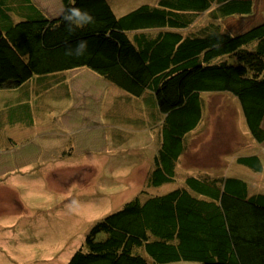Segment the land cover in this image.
Masks as SVG:
<instances>
[{
    "label": "trees",
    "instance_id": "16d2710c",
    "mask_svg": "<svg viewBox=\"0 0 264 264\" xmlns=\"http://www.w3.org/2000/svg\"><path fill=\"white\" fill-rule=\"evenodd\" d=\"M60 3L52 17L33 0H0V89L28 88L36 79L42 90L48 77L64 83L60 74L88 68L148 97L146 110L162 137L148 186L175 180L189 131L203 118L204 93L236 98L249 134L264 142V20L236 34L220 26L228 17L252 15L255 0H155L121 15L108 0ZM73 6L95 24L69 33L63 12ZM201 13L207 24L184 34ZM80 40L87 41L85 54L67 55ZM236 160L263 168L256 154ZM148 190L91 225L68 264H264V192L251 193L246 180L186 176L166 193Z\"/></svg>",
    "mask_w": 264,
    "mask_h": 264
},
{
    "label": "rangeland",
    "instance_id": "374dc122",
    "mask_svg": "<svg viewBox=\"0 0 264 264\" xmlns=\"http://www.w3.org/2000/svg\"><path fill=\"white\" fill-rule=\"evenodd\" d=\"M154 1L110 3L115 14L121 15ZM255 1L252 16L228 17L220 26L236 34L261 23L264 0ZM41 6L52 17L63 8L60 0H41ZM198 15L194 27L184 34L207 24V14ZM62 74L64 83L48 77L49 84L42 90L36 79L28 88L0 89V146L9 145L4 142L9 137L19 142L31 138L27 152L34 154L19 151L17 160L25 164L0 178V264H68L97 220L142 190L151 189L155 195L180 187L186 176H236L247 181L251 193L264 192V142L251 137L238 100L228 92L203 94V118L189 131V148L176 162L175 180L148 186V173L162 141L160 127L154 126L146 110L148 97L131 95L88 68ZM31 120L38 129L44 126L39 142L33 135L37 127L25 126ZM16 122L24 126L15 127ZM252 154L262 162L260 171L236 160ZM12 163L0 154V168ZM10 183L11 189L3 186Z\"/></svg>",
    "mask_w": 264,
    "mask_h": 264
},
{
    "label": "crops",
    "instance_id": "0c3cea01",
    "mask_svg": "<svg viewBox=\"0 0 264 264\" xmlns=\"http://www.w3.org/2000/svg\"><path fill=\"white\" fill-rule=\"evenodd\" d=\"M33 1L43 10L44 13H47L46 10L41 6V0H33ZM108 1L110 2V0H108ZM140 4H142V3H140ZM255 9H256V1H255ZM254 12H255V10H254ZM254 12H253V14H254ZM252 15H248V16H252ZM244 17H247V16H242V18H244ZM62 75L63 74H60L59 76H62ZM31 121H32V124L27 123L25 126L27 128H31V129H33L34 126L37 127V129L34 128L35 131L33 132V135L36 138L37 142H39V140H41L40 137H44L39 130H41L44 126H42L41 128L38 129L37 122L36 121L34 122L33 120H31ZM22 124L23 123H21V122H16L15 127H22V126H24ZM75 125L76 124H74V126ZM69 128H71V127L69 126ZM71 129H74V128H71ZM12 134L15 137L17 136V132L12 133ZM30 140H31V138L30 139H27L26 141L19 142L18 140L14 139L12 137H9V141H4V142L9 143V145H7L5 147L0 146V154L6 155L9 158L10 162H12V160H13V163L9 167H7L5 169L0 168V178L3 177V176H5V175H7V174L9 175V173L10 172H13L14 170H18L19 169L18 166H21V164H25L24 161H22V163H19V160H17V157L20 155L18 153L19 151L21 152V155H25V156L26 155H29V156L32 155V156H34V154H32L30 152H27V149L30 146V145H28L30 143ZM1 141L2 140L0 139V142ZM23 145H26V146L23 147V148H21ZM41 148L43 149V144L40 147V150H41ZM30 149H32V148L30 147ZM61 154L62 155H65V152H62ZM20 168H22V167H20ZM3 186L10 187V189L12 187L11 183H10V186L4 185V184H3Z\"/></svg>",
    "mask_w": 264,
    "mask_h": 264
},
{
    "label": "clouds",
    "instance_id": "9594fccd",
    "mask_svg": "<svg viewBox=\"0 0 264 264\" xmlns=\"http://www.w3.org/2000/svg\"><path fill=\"white\" fill-rule=\"evenodd\" d=\"M70 3L75 4V0H70ZM63 19L66 22V29L69 33L95 24V18L87 10H82L75 6L67 8L63 12ZM87 47V41L80 40L77 42L75 49L69 48L66 54L80 57L85 54Z\"/></svg>",
    "mask_w": 264,
    "mask_h": 264
}]
</instances>
